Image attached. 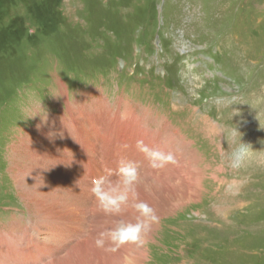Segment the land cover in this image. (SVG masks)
Listing matches in <instances>:
<instances>
[{
	"label": "rangeland",
	"instance_id": "obj_1",
	"mask_svg": "<svg viewBox=\"0 0 264 264\" xmlns=\"http://www.w3.org/2000/svg\"><path fill=\"white\" fill-rule=\"evenodd\" d=\"M63 129L84 140L75 175ZM136 135L176 170L140 179L143 245L104 251L137 214L103 215L89 177ZM0 264H264V0H0Z\"/></svg>",
	"mask_w": 264,
	"mask_h": 264
},
{
	"label": "clouds",
	"instance_id": "obj_2",
	"mask_svg": "<svg viewBox=\"0 0 264 264\" xmlns=\"http://www.w3.org/2000/svg\"><path fill=\"white\" fill-rule=\"evenodd\" d=\"M123 147L127 148V145ZM136 149L148 161L152 169H162L166 165L176 162L171 152L149 147L143 140L136 141ZM252 151L251 145L243 143L240 138L239 147L233 154L234 159L241 161ZM139 182V163L127 159H121L114 171L109 169L105 175L92 179L90 191L97 209L103 215L120 217L129 208H132L137 214L135 222L120 220L114 227L99 231L94 240L98 249L115 252L125 245L140 247L143 245L145 235L151 225L159 222L155 209L139 199L137 191Z\"/></svg>",
	"mask_w": 264,
	"mask_h": 264
},
{
	"label": "bare ground",
	"instance_id": "obj_3",
	"mask_svg": "<svg viewBox=\"0 0 264 264\" xmlns=\"http://www.w3.org/2000/svg\"><path fill=\"white\" fill-rule=\"evenodd\" d=\"M75 118V117H74ZM65 122V121H64ZM67 122V121H66ZM55 123V122H54ZM76 123V122H75ZM74 123V124H75ZM53 124V123H52ZM57 124V123H56ZM71 124V123H70ZM66 125V124H65ZM76 126H78L77 125V123L75 124ZM135 125V124H134ZM138 125V124H137ZM69 127V126H68ZM57 128V127H56ZM136 127L135 126H133V131H134V129H135ZM73 129V128H72ZM54 132H55V130H54ZM64 132H66L65 131V129H63V133L61 134V135H57V137L58 138H63V142H62V144L61 145H59L58 146V152L55 154L56 156H58L60 159L59 160H61V159H63L64 161H65V164H66V166L69 168V170L71 171V172H73L74 173V175H75V170H73L74 168H76L77 167V165L79 164V163H82V162H86V161H83V160H81V157L79 156V154H76L77 152H79V150L81 151V152H83V153H85L86 154V148H85V145H83V142H84V140L82 139V138H78V136L80 137V135H81V131H77L76 129L75 130H73L72 132H71V135L70 134H68V135H66ZM67 132H70V131H67ZM76 132V135H74V133ZM80 133V134H79ZM141 131L140 130H138V134H140L141 135ZM46 134V133H45ZM55 135V134H54ZM53 135V136H54ZM152 136V135H151ZM51 138H52V136H50ZM49 137V138H50ZM136 137H137V139L138 140H141V138H140V136H137L136 135ZM153 137V136H152ZM145 139V138H144ZM152 139L153 138H150V137H148L147 138V140L145 141L146 142V144L149 146V145H151L152 144ZM48 141H50V140H48ZM60 141V140H59ZM129 142V144L131 145V147L133 146V145H135L136 146V142L134 141V140H126V139H121V140H118L117 142H116V144H115V148H113V149H116V150H118V149H121V150H123V151H125V153H121V157L123 158V159H127V160H132V161H134L133 160V158H136L137 160V162L139 163V172H140V179L141 178H144V177H148L146 180H148V179H151V178H156V177H159L160 175H162V174H164V173H166V172H171V171H173V170H176V169H172V165L170 166V165H166L164 168H162V169H156V171H157V173L159 174H157V173H155V169H152L150 166V168H147L146 167V165L145 164H148V161L144 158V156L141 154V153H139L138 151H137V149L136 148H133V149H130V148H124L123 146L124 145H127V144H125V142ZM36 142V141H35ZM52 142V141H51ZM75 142H78V143H82V146L81 147H78V146H76V143ZM165 142H168V144H170V146H171V142L170 141H165ZM38 143V142H37ZM120 143H122V145H120ZM157 143H158V141H157ZM167 144V145H168ZM54 145V144H53ZM87 145V144H86ZM158 145V144H157ZM156 148V147H155ZM110 150H112V149H110ZM55 151V150H54ZM43 154V153H42ZM42 154H40L39 155V159H38V161H41V160H43V159H46L47 158V156H44V155H42ZM104 154H105V158H111V156H110V154L106 151V152H104ZM48 155V154H47ZM109 156V157H108ZM63 160H61V162L63 161ZM63 161V162H64ZM117 161L119 162L120 160H118L117 159ZM188 162V161H187ZM87 163V162H86ZM149 165V164H148ZM31 167V166H30ZM96 167V169H97V166H95ZM117 167H115V169H116ZM27 169V168H26ZM30 170V169H29ZM33 170V169H32ZM188 170H189V168H188ZM44 171V170H43ZM168 175H170V174H168ZM163 177H164V175H162ZM165 176H167V175H165ZM172 176V175H171ZM96 176H95V174L94 173H92L91 175H90V179L92 180L93 178H95ZM38 178V177H37ZM35 179V178H34ZM181 179V178H180ZM146 180H144V182L146 181ZM47 181V180H46ZM150 181V180H149ZM145 182L144 184L145 185H155V184H157V183H152V182ZM156 181V180H155ZM154 182V181H153ZM168 182H170V183H173V180L172 179H169L168 180ZM35 185V184H34ZM28 187H29V185L27 184L26 185V188H25V190H24V193L26 194L27 192H29V190L27 191V189H28ZM49 187V186H48ZM24 188V187H23ZM58 188V187H57ZM138 188H140V186H138ZM52 190V189H51ZM61 190V189H60ZM60 190H55L56 191V197H57V199L58 198H62L60 195H61V191ZM33 191V190H32ZM31 190H30V192H32ZM40 192H38V194H39ZM53 193V192H52ZM41 194V193H40ZM54 194V193H53ZM28 196V195H27ZM35 196H36V194H35ZM43 196V197H42ZM28 197H30V196H28ZM33 197H34V194H33ZM41 197L45 200L46 198H48V199H50L51 201H54V202H56L55 200H54V198L52 197V196H50V195H48V194H46L45 192H44V190H43V195H41ZM41 197H40V199H41ZM73 197V196H72ZM22 198H23V196H22ZM32 198V197H31ZM39 198V197H38ZM65 199V198H64ZM66 200V199H65ZM64 200V201H65ZM68 200H70V199H68ZM34 202H35V204H37V206H38V208H45L44 206H43V202H42V200H38V199H36V200H34ZM45 202V201H44ZM54 202L53 203H51V204H49L50 206H51V208L53 207V205H54ZM59 202V201H58ZM66 202H68L67 200H66ZM68 203H70V202H68ZM61 204H63V202H61ZM65 204V203H64ZM49 205H47V206H49ZM67 205V204H66ZM36 206V207H37ZM64 207V206H63ZM39 210V209H38ZM132 210V209H131ZM129 211V210H128ZM127 211V212H128ZM135 212V211H134ZM38 214V213H37ZM56 214L58 215V213L56 212ZM128 214V213H127ZM129 215V214H128ZM67 216V215H66ZM41 217L42 218H45V217H43L42 215H41ZM70 217V216H69ZM135 249V248H134ZM129 251V250H128ZM125 259V258H124ZM126 261H128V259L126 260Z\"/></svg>",
	"mask_w": 264,
	"mask_h": 264
}]
</instances>
